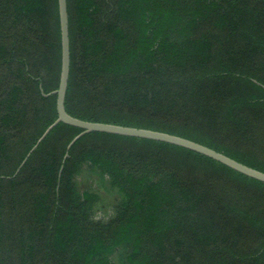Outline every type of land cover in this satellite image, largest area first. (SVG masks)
Returning a JSON list of instances; mask_svg holds the SVG:
<instances>
[{
    "label": "trees",
    "instance_id": "1",
    "mask_svg": "<svg viewBox=\"0 0 264 264\" xmlns=\"http://www.w3.org/2000/svg\"><path fill=\"white\" fill-rule=\"evenodd\" d=\"M65 111L264 173V0H66ZM57 0H0V264H264V184L197 153L56 125ZM90 174L119 195L107 220Z\"/></svg>",
    "mask_w": 264,
    "mask_h": 264
},
{
    "label": "water",
    "instance_id": "2",
    "mask_svg": "<svg viewBox=\"0 0 264 264\" xmlns=\"http://www.w3.org/2000/svg\"><path fill=\"white\" fill-rule=\"evenodd\" d=\"M58 16H59V28H60V40H61V69L59 75L58 87L52 92L56 96V120L43 132L36 144L32 147L27 154L22 165L30 156V154L37 148L40 142L49 134V132L59 123L72 126L81 130L67 145L66 153L63 161L68 157V151L82 136L89 133H105L117 136L132 137L137 139L151 140L155 142H161L169 145H173L201 156L209 158L243 176L258 181L264 184V173L255 169L247 167L229 157L223 153H219L213 149H210L204 145L193 142L191 140L147 129H138L132 127H123L112 124H102L86 122L71 117L65 111V95L67 91L68 78H69V66H70V54H69V33H68V15L66 0H57Z\"/></svg>",
    "mask_w": 264,
    "mask_h": 264
},
{
    "label": "rangeland",
    "instance_id": "3",
    "mask_svg": "<svg viewBox=\"0 0 264 264\" xmlns=\"http://www.w3.org/2000/svg\"><path fill=\"white\" fill-rule=\"evenodd\" d=\"M78 188L81 192L88 191L98 196V202L94 208L96 219L107 220L113 213L119 195L111 189L108 183L96 176L83 174L78 178Z\"/></svg>",
    "mask_w": 264,
    "mask_h": 264
}]
</instances>
